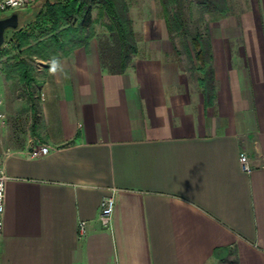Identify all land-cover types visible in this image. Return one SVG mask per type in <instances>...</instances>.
<instances>
[{
  "label": "crops",
  "instance_id": "0c3cea01",
  "mask_svg": "<svg viewBox=\"0 0 264 264\" xmlns=\"http://www.w3.org/2000/svg\"><path fill=\"white\" fill-rule=\"evenodd\" d=\"M248 8L207 23L212 104L162 18L132 20L137 51L122 73L100 65L101 22L86 46L58 53L41 72L32 136L0 131L13 151L0 264H264V0ZM30 137L48 152L28 157ZM111 189L103 228L99 200Z\"/></svg>",
  "mask_w": 264,
  "mask_h": 264
},
{
  "label": "trees",
  "instance_id": "16d2710c",
  "mask_svg": "<svg viewBox=\"0 0 264 264\" xmlns=\"http://www.w3.org/2000/svg\"><path fill=\"white\" fill-rule=\"evenodd\" d=\"M181 0H158L161 8V17L165 22L173 53L183 51L192 61L196 60V70L199 76L197 84L202 92L204 103L212 104L215 97V78L212 65L211 45L207 35L195 29L190 31L180 13ZM207 12H216L219 15L228 13L226 0H195ZM96 8V19L105 18L103 25L106 34L97 36L98 56L100 65L108 73H122L130 65L132 57L137 51V36L132 27V18L129 13L127 0H43V11L36 15L35 26L41 33L50 34L54 44L60 46L62 53H66L78 46H86L94 35L92 25L96 21L92 17V9ZM45 27V29L43 28ZM43 28V29H42ZM16 32L21 45H26L32 38L28 30L11 29ZM178 33L182 51L173 43V34ZM66 38L71 44L67 50L65 43H60L58 36ZM5 41V38H4ZM47 41V40H46ZM55 56H43L41 59L55 62ZM20 80L27 86L31 85L32 77L28 76L25 66H21ZM31 129L37 124L36 103H31ZM218 248L214 249V253Z\"/></svg>",
  "mask_w": 264,
  "mask_h": 264
},
{
  "label": "rangeland",
  "instance_id": "374dc122",
  "mask_svg": "<svg viewBox=\"0 0 264 264\" xmlns=\"http://www.w3.org/2000/svg\"><path fill=\"white\" fill-rule=\"evenodd\" d=\"M261 1V0H258ZM130 16L135 27L155 21L161 17V8L158 0H127ZM250 0H226L228 13L219 15L216 12H207L199 6L195 0H181L180 19L190 31L195 29L205 33L207 23L224 16H238L247 12ZM96 8L92 9L91 15L96 19ZM43 11V0H33L27 7L18 11H5L0 17L8 16L13 12L17 13L18 24L15 29L28 30L32 38L26 45H21L17 39L16 32L8 29L5 32V41L0 46V103L7 111L5 124L0 131H6V135L17 142H26L28 134L31 135V103H36L38 119V90L42 79V71L52 61L43 60V56H55L62 53L60 46L54 44L50 34L46 31L40 32L35 26L36 15ZM105 21V18L96 19L95 25ZM101 22V23H100ZM45 29V27H43ZM42 28V29H43ZM93 32L94 26L92 25ZM101 35L100 33L97 36ZM67 37L58 36L60 43H65L67 50L71 47L66 41ZM178 33L173 34V43L179 50L181 48ZM47 40V41H46ZM180 67L190 76V80L197 82L199 72L196 70L198 62L192 61L185 53L174 54ZM24 65L28 76L32 77L30 86L20 80L21 66ZM38 121V120H37ZM10 147V145H7Z\"/></svg>",
  "mask_w": 264,
  "mask_h": 264
},
{
  "label": "built area",
  "instance_id": "2783aa9c",
  "mask_svg": "<svg viewBox=\"0 0 264 264\" xmlns=\"http://www.w3.org/2000/svg\"><path fill=\"white\" fill-rule=\"evenodd\" d=\"M33 0H0V13L5 11H18L27 7ZM42 98V94L39 96ZM1 104V103H0ZM6 113L0 108V128H2L6 121ZM48 145L38 142L35 137H30L28 139V146L25 150V154L28 157H35L48 152ZM13 153L12 149L8 146H4L0 143V232L2 230V213L4 208L5 199V188L6 182L10 179L3 168L2 164L4 159ZM239 165L242 171L250 173L252 166L250 164L249 158L244 151H241L238 155ZM106 194H103L99 200V213L98 220L103 228H108L111 220L112 211L114 208V196L113 189ZM85 221L80 220L77 224L78 235L84 233Z\"/></svg>",
  "mask_w": 264,
  "mask_h": 264
},
{
  "label": "water",
  "instance_id": "95a60500",
  "mask_svg": "<svg viewBox=\"0 0 264 264\" xmlns=\"http://www.w3.org/2000/svg\"><path fill=\"white\" fill-rule=\"evenodd\" d=\"M18 24L17 13L13 12L8 16L0 17V46L4 43L5 32L8 29H15Z\"/></svg>",
  "mask_w": 264,
  "mask_h": 264
}]
</instances>
